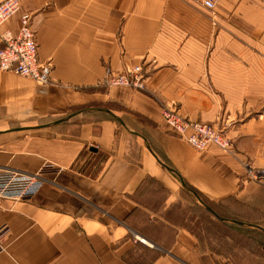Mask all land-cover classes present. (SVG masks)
I'll return each mask as SVG.
<instances>
[{"label": "crops", "instance_id": "crops-1", "mask_svg": "<svg viewBox=\"0 0 264 264\" xmlns=\"http://www.w3.org/2000/svg\"><path fill=\"white\" fill-rule=\"evenodd\" d=\"M20 1L6 29L31 13L53 69L45 85L0 70V166L46 167L47 181L0 202V264H231L190 226L195 192L231 213L242 249L264 251V219L234 207L264 212V0ZM139 66L145 91L104 85ZM172 106L226 124L234 153L173 134Z\"/></svg>", "mask_w": 264, "mask_h": 264}, {"label": "built area", "instance_id": "built-area-1", "mask_svg": "<svg viewBox=\"0 0 264 264\" xmlns=\"http://www.w3.org/2000/svg\"><path fill=\"white\" fill-rule=\"evenodd\" d=\"M197 1L204 9L215 12L222 0ZM20 11V0H0V70L30 78L40 85L49 84L53 67L50 62H42L39 59V45L32 27V14L25 12L21 15L17 35L6 29V24ZM105 85L145 91L147 74L142 66L127 69L119 74H111L109 71ZM162 117L171 132L185 140L195 150L202 152L216 146L223 151L234 153L226 124L214 127L193 122L179 115L174 106L163 108ZM45 169L37 173H28L9 166H0V202L5 200L23 202L35 197L47 181L43 174ZM4 232L5 227H1L0 254L5 250Z\"/></svg>", "mask_w": 264, "mask_h": 264}, {"label": "rangeland", "instance_id": "rangeland-1", "mask_svg": "<svg viewBox=\"0 0 264 264\" xmlns=\"http://www.w3.org/2000/svg\"><path fill=\"white\" fill-rule=\"evenodd\" d=\"M194 201H196V199ZM189 203L193 202L189 200ZM234 207L237 210L236 215L238 217L245 216L254 220L264 219V212H261L259 215L253 205H249V209H244L242 204L234 202ZM200 212L201 211L199 209H194L193 214L198 216ZM221 213L223 215H227L225 210H223ZM230 215L231 213H228L227 216ZM197 216L194 215V217ZM234 219L236 220L235 216ZM212 221L215 223V225L212 224ZM189 222L193 231L196 232L203 240L205 247H210L212 251L218 255L220 262L227 260L231 264H264V251L260 249L259 252L256 245H253L252 242H250L249 245H246L244 242L242 249L241 233L235 230L236 226L234 229L226 228L224 229L225 231H223V228L218 229L219 220L216 217L211 218V223L198 218ZM247 247L249 248L250 252L248 251Z\"/></svg>", "mask_w": 264, "mask_h": 264}, {"label": "trees", "instance_id": "trees-1", "mask_svg": "<svg viewBox=\"0 0 264 264\" xmlns=\"http://www.w3.org/2000/svg\"><path fill=\"white\" fill-rule=\"evenodd\" d=\"M195 193L201 198L202 203L194 201V199L191 198L190 195L186 194V198L193 202V203H190V205L188 206V210H187L188 220L193 221L194 219L198 218L200 220L203 219V220L211 223V218L216 217L219 220L218 229L223 228V231H225L224 229H226V228L227 229L232 228L233 225H229V224L222 222L223 219L228 220V219H231V217H229L227 215H223L221 213L222 211H220V208L214 202L209 201L208 199H206L204 196H202L198 192H195ZM194 209H199L201 211L198 216L196 214H193ZM194 215L197 217H194ZM212 224L215 225V223L213 221H212Z\"/></svg>", "mask_w": 264, "mask_h": 264}]
</instances>
